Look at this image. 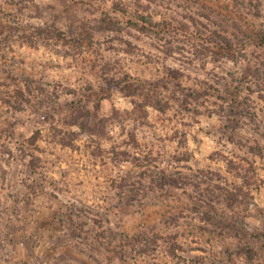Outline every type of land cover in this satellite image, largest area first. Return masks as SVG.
Segmentation results:
<instances>
[{"label":"rangeland","instance_id":"obj_1","mask_svg":"<svg viewBox=\"0 0 264 264\" xmlns=\"http://www.w3.org/2000/svg\"><path fill=\"white\" fill-rule=\"evenodd\" d=\"M98 1L187 32L160 37L128 25L118 34L95 31L101 8L88 3L0 0V219L11 216L13 204L21 209L16 242L4 248L8 258L0 252V264H37L34 255L44 254L59 264H147L152 257H120L119 242L124 232L155 224L179 238L185 260L178 264H264V44L246 36L264 28V0L259 15L256 0ZM212 30L244 36V56L198 51ZM250 67L255 72L240 88L250 102L234 115L225 90ZM124 72L165 81L158 91L168 108L113 87L100 100L101 138L70 125L94 102L81 97L88 85ZM16 88L24 96H15ZM233 117L239 124L228 127ZM69 130L76 131L73 144L62 145ZM33 133L22 155L17 142ZM145 158L148 173L164 171V186L128 201L120 185L135 184L133 193L142 176L154 182L136 166ZM160 243L159 255L173 264Z\"/></svg>","mask_w":264,"mask_h":264},{"label":"trees","instance_id":"obj_2","mask_svg":"<svg viewBox=\"0 0 264 264\" xmlns=\"http://www.w3.org/2000/svg\"><path fill=\"white\" fill-rule=\"evenodd\" d=\"M78 1L82 3H88L93 6H97L98 8H101V17L97 20V26L93 28L95 31H107L118 34L123 30L125 25H128L139 32L150 35L155 34L160 37H163L165 34H177V33L181 34V31L182 34H186L187 32L184 29V27L181 26L177 27L173 25L170 21H163L162 23H160L153 21L152 18H150V15L147 14L145 15L144 13L136 12L134 14H131L127 11V9H125L119 3L116 2L112 3L110 6L107 7V5H104L105 3L102 4L98 0H78ZM258 1L260 0H256V3L254 4L252 3L247 4L244 1H240L241 3L240 5L241 6L244 5L246 6V8H250L252 4V8L253 9L255 8L254 11L255 14L259 15L260 14L259 10L261 5L260 6L258 5ZM237 2L239 3L238 0ZM225 22L229 24V20H225ZM94 32L92 34H94ZM246 36L251 38L252 39L251 41L255 45L261 46L264 44L263 27L260 30L255 31L254 34L252 35L246 34ZM243 37L244 36L239 37L236 34L234 38H231L226 36L225 34H222L217 30H212L211 35H209L207 39L204 40L202 39V41L197 42L199 45L196 48H198V51L205 50V52L208 55L211 54L215 58L225 57L227 59L237 60L240 56H244L245 54L243 48H246L248 41L247 40L245 41L246 38ZM169 48H171L170 45ZM254 69L252 70L251 67L249 69H246L243 73L244 79L238 80L233 87H227L225 90L228 93H232L233 95V97L230 98L227 94L225 98H228L227 99L228 101L226 102L228 103L230 111L231 112L233 111L234 115L238 114L239 116H241L243 113L242 110H240V108L242 107L243 104H248V101L250 102V98L248 96H243L240 88L242 87V82L244 80H248L250 76H253L255 72ZM171 80L177 81V78L175 76L173 77L170 76V81ZM163 82L144 80L138 77H133L129 73L124 72V74L120 77H110L108 79L105 78L101 84H93L92 86L88 85L90 88L88 89L89 91L87 92V94L82 93L81 97L86 100H93L94 102L90 104L91 108L86 106V109L83 110L80 113V116L77 117L73 121V123H70V125H75L79 129V131L85 132L90 137H93L94 135L97 138H101L103 136L101 134V130L103 129L104 125L101 124V120L97 114L99 110L100 100L106 97L109 89L113 87L119 89L126 96H136V97L138 96L142 98L143 102L146 105H150L156 110L163 111L165 108H168L166 107L167 106L166 104L168 103L166 102V100L164 101L163 96H161V92L158 91V88H160L161 85L163 86L165 84ZM14 90L16 92L14 94L15 96H19V97L24 96L21 88H16ZM189 94L191 95V93ZM24 100H27L30 106L34 105L29 102L28 98ZM7 102L11 104L10 99H8ZM21 106L22 105H17V107L19 108ZM37 107L39 108L38 105ZM229 120L231 124H229L230 126L226 124V126L228 127H232L235 126L236 124H239V120L236 117H233ZM65 125L68 126V123H66ZM72 133H76V131L74 130H69V132L67 131L66 134H63L58 139V142H60L62 145H68L71 143L73 144L74 137L72 139V137L70 136ZM23 137H24L23 140H19L17 142V149L20 150V152H22V155L26 156L28 154L26 149L30 144L34 143V140H36V134L33 133L27 137L25 136ZM142 161L143 162L139 163L136 166L142 167L144 169V170L142 169V171L145 172L143 175H146V173L148 172H147V167L145 166H147V162H149V159L145 158L144 160L142 159ZM148 174L149 176L153 174L154 182L151 183L147 182L146 179L147 177L142 176V178H144L143 182L142 183L137 182L138 186L135 187V191L133 193H130L128 191H132V188H134V186L136 185L133 184L131 186H128L125 184L124 186L126 187V189H124V187L120 185L119 194L122 197L124 196V198H127V200L129 201L133 197V195L138 196L139 194H145L148 191L149 192L154 191L153 189L156 187L158 188L164 186V180H166V175L164 174L163 170L153 171L152 173H148ZM124 200L126 201V203H128L126 199ZM27 202L32 203V200L28 198ZM2 209H4L6 212H9L8 207H2ZM20 211L21 209L18 208V205L13 204L10 211L11 216L10 215L1 216L0 252L3 258H8V256L5 255L6 252L4 250V248H6V245L11 241L16 242V238H17L16 230L20 226L18 223ZM71 212H73V208L71 209L70 213ZM68 220L71 226H74L75 228H81V231L84 229L83 226L85 223L83 221L77 223L73 219H68ZM22 221L23 223H26L24 219ZM99 222L100 221H98V223ZM218 223L220 224L219 220ZM97 226L100 227V225ZM90 230H97V229H95V225H93L91 226ZM97 232L99 235H103V234L105 235L106 230L102 229ZM108 232H110L109 233L110 235L113 236L115 235V233L113 234L111 233V230H109V228H108ZM122 235L123 236L120 237V242H119L120 257H123V255L127 253L128 259H132L137 255L140 258H144V259L152 257L148 259L149 263L147 264H168L166 262L167 259H165V256L159 255V244H162L160 242H164V244L166 245L165 252L167 256H169L175 261L173 264H178V262H181L180 260H185L177 252L179 249L183 248L182 245L180 244V241H178L179 238L177 237V235L175 233H171L169 230H161L157 224L152 225L148 229H142L132 233L124 232ZM15 253L17 252H14L13 255H15ZM46 255L47 254L34 255V258L38 261L37 264H44L43 261L45 260H46V264H59V260L56 258L54 254L48 256ZM124 258H126V256ZM216 258H219V256H216ZM20 260H22V258ZM181 264H186V263L182 262ZM187 264H190L188 260H187Z\"/></svg>","mask_w":264,"mask_h":264}]
</instances>
